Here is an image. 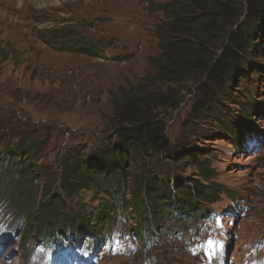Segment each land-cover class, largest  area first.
Listing matches in <instances>:
<instances>
[{"label": "rangeland", "instance_id": "rangeland-1", "mask_svg": "<svg viewBox=\"0 0 264 264\" xmlns=\"http://www.w3.org/2000/svg\"><path fill=\"white\" fill-rule=\"evenodd\" d=\"M150 1L171 0H0V122L11 123L9 130L15 125L14 136L40 140L43 152L38 164L44 177H39V184L51 191L58 192L53 182L67 153L86 158L106 144L112 134L114 101L119 94L124 96L122 90L156 75L160 40L165 38L159 29L166 21L151 11ZM69 28L101 42L102 57L63 53L41 42L46 30ZM260 30L264 42V28ZM253 61L260 71L243 66L244 75L236 73V83L228 92L210 87L226 106L225 124L216 123L212 113L201 115L195 109L204 94L200 85L191 83L180 89L176 108L154 106L152 110L166 129L171 150L183 154L176 158L178 163L150 169L148 177L170 185L192 184L200 173L190 166L191 160L206 161L212 182L227 193L221 202L202 205L214 212L217 221L209 217L194 221L179 212L180 199L190 207L188 199L179 195L171 201L177 219H164L154 234L147 232L140 242L137 230L148 226L126 207L131 195L121 203L122 199L111 200L95 188L83 190L65 199L63 212L77 219L76 231L81 232L70 234L74 240L97 249L94 264H199L189 246L209 236L223 245L222 256L214 264H244L248 250L256 246L264 258V50ZM169 88L159 85L163 92ZM246 132L252 133L245 136L247 140L256 138L254 147L239 145L237 138ZM144 168L138 162L131 178H147ZM220 214L223 224L218 228ZM27 219L0 191V223L9 220L8 230L14 236L4 244L0 264H34L30 260L35 248L54 237L51 231L28 226ZM85 230L95 239L86 240Z\"/></svg>", "mask_w": 264, "mask_h": 264}, {"label": "trees", "instance_id": "trees-1", "mask_svg": "<svg viewBox=\"0 0 264 264\" xmlns=\"http://www.w3.org/2000/svg\"><path fill=\"white\" fill-rule=\"evenodd\" d=\"M149 8L166 21L165 27L159 29L165 38L159 39L162 53L155 62L157 73L154 77H145L136 86L130 85L129 90L123 89L124 96H117L116 110L109 123L112 134L103 147L86 158L78 154L69 157L68 153L62 158L53 182L60 193L39 184V177H44L38 164L43 152L40 140L18 133L14 136L12 132L17 127L14 125L9 130L11 123L0 122V191L9 195L16 210L27 215L28 226L46 233L51 231L54 239L81 232L76 231L77 219L63 211L65 199L68 201L83 190L95 188L98 194H105L111 200L122 199L121 203L125 201L123 197L131 195L126 207H131L135 219L140 218L148 226L137 230L140 242L147 232L154 234L164 219H177L171 208V201L177 196H184L190 202L187 208L188 202L180 199L176 206L179 212L196 221L213 213L202 205L221 202L227 194L212 182L213 172L207 162L198 158L192 159L190 166L197 169L200 179L192 180V184L170 185L157 182L154 176L148 177L152 174L150 169H160L170 161L178 163L176 158L183 154L171 150L166 129L152 110L154 106L176 108L180 89L191 83L200 85L204 94L195 109L201 115L212 113L216 123L225 124L222 119L226 106L210 87L228 92L236 83V73L244 75L245 65L260 71L261 67L254 66L253 59L264 50L260 37V29L264 28V0L150 1ZM40 38L44 45L59 52L91 58L102 57L105 49L101 42L82 37L72 28L46 30ZM159 85L170 88L163 92ZM228 115L231 120L232 116ZM248 134L252 136L246 132L237 138L239 145L245 146ZM194 152L188 151L190 155ZM138 162L146 167L145 179L141 175L131 178ZM82 233L93 237L91 231Z\"/></svg>", "mask_w": 264, "mask_h": 264}, {"label": "bare ground", "instance_id": "bare-ground-1", "mask_svg": "<svg viewBox=\"0 0 264 264\" xmlns=\"http://www.w3.org/2000/svg\"><path fill=\"white\" fill-rule=\"evenodd\" d=\"M3 264H5V263H3ZM11 264H15V262L14 261H12V263Z\"/></svg>", "mask_w": 264, "mask_h": 264}]
</instances>
